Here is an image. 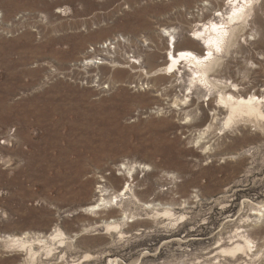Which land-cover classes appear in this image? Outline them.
<instances>
[{"label": "rangeland", "instance_id": "374dc122", "mask_svg": "<svg viewBox=\"0 0 264 264\" xmlns=\"http://www.w3.org/2000/svg\"><path fill=\"white\" fill-rule=\"evenodd\" d=\"M255 5L262 23L224 57L220 73L252 92L264 88V0ZM225 7L223 0H0V264L28 259L3 241L7 234L35 236L57 227L66 245L53 257L42 252L34 264L223 259L218 240L227 242L264 203V126L226 127L221 115L216 134L196 144L215 98L208 106L207 90L191 94L188 76H164L170 73L160 69L173 53L163 27L177 28L178 50L208 14ZM105 40L112 43L99 48ZM94 54L104 57L101 64L90 63ZM136 54L148 75L133 66ZM183 93L204 108L201 126L186 127L198 119L187 121L172 105ZM122 163L136 166L132 177ZM98 189L116 195L117 208L89 210ZM164 205L186 221L160 217ZM111 219L123 233L105 228ZM253 238L264 245V230Z\"/></svg>", "mask_w": 264, "mask_h": 264}, {"label": "bare ground", "instance_id": "6f19581e", "mask_svg": "<svg viewBox=\"0 0 264 264\" xmlns=\"http://www.w3.org/2000/svg\"><path fill=\"white\" fill-rule=\"evenodd\" d=\"M223 2L226 6L225 9H215L212 14H208V21L193 29V32L187 38L188 42L182 45L181 49L170 50L171 44V48H174V46L176 48V33H178L176 27H163L161 30V33H164L167 38V49L169 48L170 53L173 52L170 54L169 59L164 56L165 63L160 70H168L167 73L170 74L165 72L163 75L169 77L175 75L177 77L176 74H180L182 80H185V76H188L185 80L186 90L191 94L194 92L193 89L207 90L208 93L205 96H207L208 106L209 102L215 98V107L211 108L213 113L210 121L207 125L198 129L197 136L194 138L196 144L201 146L206 143V138L216 134V120L221 115L225 116L222 121L226 127H235L241 122L253 123L255 127L264 126V88L252 92L251 89L243 86L241 82H237V80L229 82L230 78L222 77L220 74L225 68L224 57L232 56V53L236 52L235 46L240 45V39L243 37L244 40H247L248 35H253L251 31L255 27L258 29L262 23L258 14H256V0H227V2L223 0ZM111 43L112 40L109 42L105 40L98 47L106 49ZM157 57L158 53L152 52L148 55V60L154 63ZM103 59L104 57L101 56L89 58L90 63L95 65L101 64ZM135 60L131 61L133 66H138L141 71L148 75V71L144 69L146 60L140 54H136ZM186 70H189L190 73H186ZM235 90H238V92L236 93ZM189 93H183L182 98L175 97L172 105L184 113V118H187V121L193 117L198 119L197 124H188L186 127L201 126L207 115L202 105L194 101L193 95ZM195 110H199V113H195ZM242 131L244 132L242 138L247 137L249 132L244 128H242ZM202 148L210 150V144L208 146L205 144ZM141 166L142 164H139V167ZM135 167L134 165L122 163L120 169H124L132 177ZM142 167L145 169L148 168V165L143 164ZM126 188L128 189L127 183L122 186L119 193L124 192ZM103 191H106V189L97 190L101 194L88 205L89 210L96 212L117 208L116 195L106 197V193ZM195 197H198V195H195ZM144 204L148 208L156 206L152 202H144ZM163 209L159 213L156 212L160 217L168 218L170 221L181 219L180 222L187 219L184 214L176 216L171 205H164ZM250 215L242 221V226H237L235 235L230 236L227 242L222 241V238L218 240L216 254L222 256L223 259H218L216 264H255V261L260 259H263V261L258 264H264V253H262L264 245H258L253 238L254 234L264 230V203H257L256 207L250 211ZM126 219L129 222L135 220L134 216H128ZM104 222L107 230L111 232L118 230L123 233L119 223H116L115 220L111 219ZM248 226H251V228H247ZM65 239L66 234L57 227L50 233H37L35 236H30L29 232L20 235L7 234L3 241L7 244L10 243L11 246L14 243L18 245L16 252L27 256L26 264H34L42 252L49 257H53L59 247L66 245ZM85 256L89 255L86 254ZM229 258L232 260L227 261Z\"/></svg>", "mask_w": 264, "mask_h": 264}, {"label": "built area", "instance_id": "2783aa9c", "mask_svg": "<svg viewBox=\"0 0 264 264\" xmlns=\"http://www.w3.org/2000/svg\"><path fill=\"white\" fill-rule=\"evenodd\" d=\"M109 42V41H108ZM2 143H5V140L4 141H1Z\"/></svg>", "mask_w": 264, "mask_h": 264}, {"label": "snow or ice", "instance_id": "6c2138e0", "mask_svg": "<svg viewBox=\"0 0 264 264\" xmlns=\"http://www.w3.org/2000/svg\"><path fill=\"white\" fill-rule=\"evenodd\" d=\"M219 15V14H218Z\"/></svg>", "mask_w": 264, "mask_h": 264}]
</instances>
